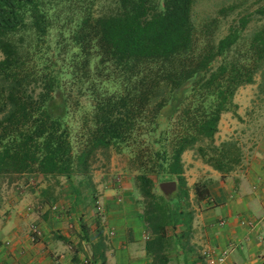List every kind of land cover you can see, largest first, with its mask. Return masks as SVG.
I'll list each match as a JSON object with an SVG mask.
<instances>
[{
  "label": "trees",
  "instance_id": "obj_1",
  "mask_svg": "<svg viewBox=\"0 0 264 264\" xmlns=\"http://www.w3.org/2000/svg\"><path fill=\"white\" fill-rule=\"evenodd\" d=\"M195 1L118 0L113 14L82 16L72 35L83 54L76 65L86 73L95 48L97 66L113 69L115 76L106 78H114L120 88L95 94L91 125L75 150L63 68L42 52L50 25L45 0H0V176L35 173L73 181L81 175L88 181L97 152L128 145L145 113H150L147 123L152 129L159 117H178L179 126L167 145L147 156L137 155L135 186L149 232L148 264H170L169 251L177 237L168 228L190 226L192 213L180 206L189 197L182 154L196 147L212 168L222 174L232 171L240 163V148L233 140L215 144L221 114L236 106L237 88L254 83L257 73L264 96V22L251 33L243 54L229 58L251 16H241L217 42L207 39L199 44L191 18ZM258 11L264 14V8ZM27 33L31 40L25 45ZM187 82L191 101L184 105ZM158 93L164 95L156 100ZM152 175L163 181L176 179V190L157 195ZM210 182L194 183L197 200L208 197ZM73 189L78 196L79 188ZM87 255L89 264L104 263L94 251Z\"/></svg>",
  "mask_w": 264,
  "mask_h": 264
},
{
  "label": "crops",
  "instance_id": "obj_2",
  "mask_svg": "<svg viewBox=\"0 0 264 264\" xmlns=\"http://www.w3.org/2000/svg\"><path fill=\"white\" fill-rule=\"evenodd\" d=\"M258 132L240 163L228 173L222 174L200 158L191 161L194 168L187 173V150L182 154L184 176L192 173L193 177L189 182L185 178L189 197L180 206L190 211L192 218L188 229L183 225L168 228V233L177 237V244L169 251L170 264H205L202 249L220 252L229 247L224 264H264V126ZM199 168L208 171L207 179L211 180L209 195L202 200H197L193 191ZM33 178L43 181L33 190L24 186L8 195L0 210V264H84L85 260L89 264L87 253L92 255L93 251L103 257V264L150 262L145 251L149 232L138 201L140 195L133 185L114 184L102 191V219L93 203L92 211L81 217L73 203L74 195V211L67 212L62 206L52 210L48 205L52 202L49 178L35 173L21 176ZM175 182L163 181L175 185L170 192L176 190ZM220 220H225L224 224ZM32 222L42 230V237L35 242L29 238Z\"/></svg>",
  "mask_w": 264,
  "mask_h": 264
},
{
  "label": "rangeland",
  "instance_id": "obj_3",
  "mask_svg": "<svg viewBox=\"0 0 264 264\" xmlns=\"http://www.w3.org/2000/svg\"><path fill=\"white\" fill-rule=\"evenodd\" d=\"M45 4L50 25L42 46V52L58 60L63 68L62 78L68 92H70L68 94L71 102L67 123L71 131L74 148L77 150L83 143V136L87 128L91 125L95 94H110L118 91L120 87L114 78H106L107 74L115 76L112 73L113 69L97 66L98 57L95 48L91 49L89 67L86 73L80 68V65H76L83 58V54L79 52L72 35L78 28L82 16L86 14L93 16L113 14L118 9V0H45ZM261 8H264V0H196L193 4L191 18L197 31L199 44L207 39L217 42L227 33L231 25L237 24L241 16L250 15L251 21L242 33L240 45L228 54L229 58L235 53L242 55L251 33L264 22V14L258 11ZM30 36V33L24 35L25 45L30 42ZM1 58L2 53L0 52ZM218 63L219 61H216L214 65L216 66ZM259 81L260 74L257 73L254 83L244 84L237 88L233 96V102L236 106L224 111L218 123V127H220L217 131V137H215V144L226 140L235 141L240 148V160L252 142L259 136V127L264 126V96L263 93L259 92ZM184 86L187 98L185 105L191 101L189 97L191 82H187ZM157 95L156 100L164 94L158 93ZM156 100L155 102H157ZM235 112L238 116L235 115ZM149 117L150 113L148 112L143 115V122L138 123L137 126L139 127L132 135L128 145L124 144L120 149L111 147L106 152H97L92 161L88 181H85L86 178L81 175L75 176L73 181L62 176L50 177L47 183L50 182L49 187L52 189L48 192L51 194L52 202H49L48 205H56V210L62 206L63 209L67 208V212H72L77 208L78 214L82 217L92 211V203L95 211L94 200L95 198L101 199L102 191L106 187L114 184L116 187L117 185L131 184L136 188L135 176L139 172L137 155L147 156L161 148L162 145H167L179 126L177 116H173L170 120L166 117H159V123L155 129H152L151 125L147 123L150 120ZM199 144L203 143L200 142L197 145ZM194 154L197 155L196 158H194ZM198 158L207 164L197 153L196 147L187 150V162H185L187 173L194 168L191 161ZM200 171L198 181L207 179L208 171H203L202 168ZM152 177L155 180L154 192L157 195H165L174 189L175 185L172 183L164 184L162 179L156 178L154 175ZM192 177V173L185 176L188 182ZM27 180L17 178L15 175L0 176V210L4 209V205L9 199L8 195L21 191L24 186L33 190L32 187L37 188L43 181V179L38 178ZM175 183L177 184V182ZM73 186L79 188L78 196H76ZM73 195L75 196L73 203L76 208L71 204L73 199L71 196ZM141 200L140 197L138 201L141 202ZM141 205L143 208V204ZM27 208L30 211L31 207L27 206Z\"/></svg>",
  "mask_w": 264,
  "mask_h": 264
},
{
  "label": "built area",
  "instance_id": "obj_4",
  "mask_svg": "<svg viewBox=\"0 0 264 264\" xmlns=\"http://www.w3.org/2000/svg\"><path fill=\"white\" fill-rule=\"evenodd\" d=\"M94 208L95 212L98 216H100L103 219L104 215V207L102 204V200L100 198H95L94 200ZM29 210V208H27ZM52 210H56L57 206L53 205L51 206ZM225 220H220V224H224ZM110 235L113 234L112 231L109 232ZM42 237V230L38 226L37 223H30L29 224V238L31 241L35 242L38 241ZM9 242H6L8 244ZM231 251V247L221 250L220 252H215L212 249L204 248L201 251V256L204 259L205 264H224L225 259L229 252ZM88 260L84 261V264H87Z\"/></svg>",
  "mask_w": 264,
  "mask_h": 264
}]
</instances>
